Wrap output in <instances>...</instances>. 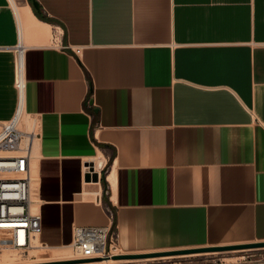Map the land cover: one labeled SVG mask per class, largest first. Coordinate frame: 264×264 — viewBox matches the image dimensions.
<instances>
[{
    "label": "crops",
    "instance_id": "0c3cea01",
    "mask_svg": "<svg viewBox=\"0 0 264 264\" xmlns=\"http://www.w3.org/2000/svg\"><path fill=\"white\" fill-rule=\"evenodd\" d=\"M34 1L0 0V123L19 33L42 240L112 213L126 254L263 242L264 0Z\"/></svg>",
    "mask_w": 264,
    "mask_h": 264
},
{
    "label": "built area",
    "instance_id": "2783aa9c",
    "mask_svg": "<svg viewBox=\"0 0 264 264\" xmlns=\"http://www.w3.org/2000/svg\"><path fill=\"white\" fill-rule=\"evenodd\" d=\"M14 63V88L17 108L14 116L0 123V252L13 250L27 256L29 251L46 245L38 240L42 233V217L34 208L30 197L32 147L37 133L24 126L25 66L24 45L18 33ZM26 121V120H25ZM113 215L109 214L104 225H73L69 247L72 259H87L95 264L120 263L113 256L117 248L116 235L112 231ZM117 263H108V260ZM128 260V259H127ZM135 264H177L166 259L143 261Z\"/></svg>",
    "mask_w": 264,
    "mask_h": 264
},
{
    "label": "rangeland",
    "instance_id": "374dc122",
    "mask_svg": "<svg viewBox=\"0 0 264 264\" xmlns=\"http://www.w3.org/2000/svg\"><path fill=\"white\" fill-rule=\"evenodd\" d=\"M24 117V121L21 122L22 127L26 126L28 127V129L32 128L33 125V121H31L30 119H28L26 117V115L23 116ZM26 120V121H25ZM34 132H38L36 130V127L33 128ZM37 145V141H34V148ZM31 187L32 189H34V182L36 181L35 179L39 178L38 175V168L36 169V162L33 156H32V160H31ZM35 174H34V173ZM37 172V174H36ZM33 174V175H32ZM37 175V176H36ZM31 189V190H32ZM36 191V190H34ZM34 191L32 190V192L34 193ZM33 193H32V199H33ZM34 201V199H33ZM37 203H39L38 205H36L34 208L41 214L42 217V206H43V201L41 200H36ZM35 203V201H34ZM33 203V206L36 204ZM73 225H77V224H73ZM72 225V227H73ZM71 236V227H70V235H69V239L64 241V242H56V243H52V242H48V241H44L41 238V235L38 237L39 241H42L46 246L42 247V248H34L31 251H29L28 255H21L13 250H3L2 252H0V264H32V263H44V262H50V261H59V260H66L67 258L71 259V257H74V253L72 252L71 248L69 247L70 244V237ZM39 246V243H38ZM69 248L66 249V248ZM116 252L120 253V254H126V253H122L118 246L115 249ZM148 253V252H147ZM244 253H263L264 254V248H258V249H246V250H237V251H230V252H215V253H207L204 256H191V257H173V258H169L166 260H170L171 262H175L177 264H189V263H193L196 261H206V262H215L218 261L222 258H228V257H235L238 255H242ZM5 254H7V257H3ZM9 255V256H8ZM68 255V257H67ZM66 256V258L64 257ZM54 259V260H53ZM145 258H140V259H132L134 261H132L133 264L135 263H141L143 261H147L144 260ZM68 260V259H67ZM142 260V261H140ZM159 260V259H157ZM156 263V260H153ZM148 262V261H147Z\"/></svg>",
    "mask_w": 264,
    "mask_h": 264
},
{
    "label": "water",
    "instance_id": "95a60500",
    "mask_svg": "<svg viewBox=\"0 0 264 264\" xmlns=\"http://www.w3.org/2000/svg\"><path fill=\"white\" fill-rule=\"evenodd\" d=\"M31 4L36 11L40 10L39 4L31 0ZM96 112V109H93ZM89 166L92 171V164H86ZM264 248L263 242H252V243H244V244H232V245H222V246H209V247H201V248H193V249H182V250H172V251H160V252H148V253H130V254H119L113 256L114 259H140V258H150L157 256H173V255H189V254H197V253H214V252H226V251H237V250H246V249H258ZM90 260L87 259H69L62 261H50L44 263H35V264H77L88 262ZM34 264V263H32Z\"/></svg>",
    "mask_w": 264,
    "mask_h": 264
},
{
    "label": "bare ground",
    "instance_id": "6f19581e",
    "mask_svg": "<svg viewBox=\"0 0 264 264\" xmlns=\"http://www.w3.org/2000/svg\"><path fill=\"white\" fill-rule=\"evenodd\" d=\"M12 1V0H11ZM34 146V145H33ZM37 152L35 151V148L34 147H32V156H33V158H34V160H36L37 158ZM97 155V154H96ZM99 155V154H98ZM100 156V155H99ZM93 157H95V156H93ZM98 157V156H97ZM96 157V158H97ZM97 161V160H96ZM32 162V161H31ZM33 162H36V161H33ZM96 164V163H95ZM98 166H100V163L98 164ZM34 173V172H33ZM35 174V173H34ZM37 174V173H36ZM33 175V174H32ZM37 176V175H36ZM108 179H109V181L111 182V183H113V174L111 173L109 176H108ZM32 180V179H31ZM31 180H30V197H31V199H32V190L34 191L35 189H32L31 187H33V186H31L32 184H31ZM32 182H33V180H32ZM38 182V181H37ZM36 182H34V187H35V184ZM36 187H38V186H36ZM32 189V190H31ZM38 189V188H37ZM89 194V193H88ZM96 195V194H95ZM90 196H91V198H94V192L91 194L90 193ZM87 198H88V196H87ZM33 199H34V201H35V203H34V201H33ZM33 199H32V201H33V203L35 204L34 205V207L36 206V205H38L39 203H37V201L36 200H39V198L37 197V194H36V191H34V193H33ZM38 246V245H37ZM39 247V246H38ZM66 249H68L69 250V248L67 247ZM113 253H118V252H116V251H113ZM215 253V252H214ZM4 255V254H3ZM9 256V255H8ZM4 258L5 257H7V254H5L4 256H3ZM64 257V256H63ZM67 257H68V255H67ZM174 256H157V257H150V258H145L144 260H147V261H153V260H157V259H169V258H173ZM64 258H66V256L64 257ZM68 260H69V258H67ZM66 259V260H67ZM71 259H72V257H71ZM54 260V259H53ZM59 261H62V260H59ZM132 261H134V260H132V259H125V260H120L119 262L120 263H130V262H132ZM140 261H142V260H140ZM108 263H117L116 261H114V260H108ZM11 264V263H10Z\"/></svg>",
    "mask_w": 264,
    "mask_h": 264
},
{
    "label": "trees",
    "instance_id": "16d2710c",
    "mask_svg": "<svg viewBox=\"0 0 264 264\" xmlns=\"http://www.w3.org/2000/svg\"><path fill=\"white\" fill-rule=\"evenodd\" d=\"M33 11H34V13H35V15L38 17V18H40V19H42V20H44V21H48V19H46V18H43L42 16H40V14L38 13V11H36L34 8H33ZM105 201V200H104ZM114 223V222H113ZM114 230V225L112 224V231Z\"/></svg>",
    "mask_w": 264,
    "mask_h": 264
}]
</instances>
